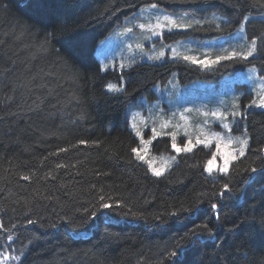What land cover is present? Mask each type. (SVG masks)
Instances as JSON below:
<instances>
[{
	"label": "trees",
	"instance_id": "1",
	"mask_svg": "<svg viewBox=\"0 0 264 264\" xmlns=\"http://www.w3.org/2000/svg\"><path fill=\"white\" fill-rule=\"evenodd\" d=\"M146 3L200 17L165 34L172 40L229 35L250 15L256 54L212 68L167 58L102 71L99 39ZM262 14L264 0H0V261L264 264V108L242 113L247 151L213 175V147L200 144L153 175L132 152L128 119L174 71L182 83L249 66L264 74ZM166 138L153 149L172 153Z\"/></svg>",
	"mask_w": 264,
	"mask_h": 264
},
{
	"label": "rangeland",
	"instance_id": "2",
	"mask_svg": "<svg viewBox=\"0 0 264 264\" xmlns=\"http://www.w3.org/2000/svg\"><path fill=\"white\" fill-rule=\"evenodd\" d=\"M152 4L155 3L141 5L99 39L96 45V56L102 71L115 67L122 69L140 61L161 62L167 58L185 60V56L195 58L196 64L202 68H212L222 61L211 63L217 60L218 56H227L233 51H246L251 42L245 31V20L241 23L244 25L243 32L240 31V24L229 35L201 39L186 37L172 40L171 36L165 38L167 33L189 27H170L166 22H163L164 16H171L178 23L191 26L199 23L200 17L188 11H166L157 4L156 8H152L150 7ZM248 17L251 16L248 15ZM257 17H264V14L257 15ZM158 20L165 26L156 28ZM141 24L145 27L140 28ZM125 28H131L132 31L126 33ZM137 45H141V47L138 48ZM160 52L164 53L160 59L150 60L148 58L158 55ZM185 61L193 63L191 60ZM201 61L204 62L203 65L200 63ZM110 83L119 89L124 86L123 80L121 82L109 81L107 85ZM261 87H264V74H259L258 69L254 66L237 70L217 81L199 78L182 83L177 72H172L163 84L158 83L154 86V98L142 97L138 104L128 111L130 126L138 138L136 148L139 150V154L144 157L141 161L146 163L149 170L151 164L154 168H163L162 173L167 171L176 161L177 154L181 153L172 146L173 136H175V142L179 148H183L189 140L195 147L198 145L196 141L199 139L206 142L200 145L213 147L212 153L217 151V136L224 143L231 138L233 143L228 148L222 146L220 152L233 153L240 157L238 151H234L239 148V144L235 143V138H244L246 135L249 146V134L246 125L241 124V115L250 108H258L252 101L258 100ZM234 104L238 106L241 113L235 117L231 115L234 111ZM214 112L225 115L217 118L212 115ZM224 124L229 127L225 128ZM137 132L140 133L139 136ZM163 136L167 137V141H164L162 148L168 142L172 153L153 149L154 141ZM209 159H212V154ZM222 164L223 159L218 154L217 159L213 161V172L210 175L219 172L216 168Z\"/></svg>",
	"mask_w": 264,
	"mask_h": 264
},
{
	"label": "snow or ice",
	"instance_id": "3",
	"mask_svg": "<svg viewBox=\"0 0 264 264\" xmlns=\"http://www.w3.org/2000/svg\"><path fill=\"white\" fill-rule=\"evenodd\" d=\"M150 7L156 8L157 5L156 4H152ZM248 19H249L248 16L244 17L245 21H247ZM163 22H166L168 26L175 27V28L191 27L190 24L189 25L180 24L173 17L167 16V15L163 17ZM164 26H165L164 23H162V22H160L158 20V22H157L155 27L156 28H162ZM139 27L140 28H144L145 26L143 24H141V25H139ZM124 31L126 33L127 32H131L132 29L131 28H125ZM240 31L241 32L244 31V25L243 24H241ZM154 34H155V32H154ZM137 47L139 48V47H141V45H137ZM256 51H257V39L256 38H252L250 44L247 46V50L246 51H243V52H241V51H233V52H230L227 56H218L217 60L212 61L211 63H217L219 60H224V59H232L233 57H239V58H242L244 60H247L249 57H252L254 55V53H256ZM163 56H164V53L160 52L158 55L149 56L148 58L150 60L151 59H160ZM184 59L185 60H191L193 63H197L196 59L193 58V57L185 56ZM200 63L202 65L204 64L203 61H201ZM122 67H123V65H122ZM107 87H108V89L110 91H119V90H121L116 85L111 84V83L108 84ZM252 103L254 105H256L257 107L264 108V87H261V89L259 90L258 100H253ZM233 108H234V111L231 113V115L233 117L239 116L241 113L239 112L238 106L234 104ZM212 115L214 117L220 118V117H223L225 114L219 113V112H214V113H212ZM223 126L225 128L229 127L227 124H224ZM133 127H135V125H133ZM153 131L155 132V130H153ZM137 135L139 136L140 133L137 132ZM80 143H85V142L81 141ZM149 143H150V141H149ZM196 143L197 144H201V143H206V142L203 141V140L197 139ZM232 143H233V140L231 138H229L228 141L226 143H224L220 137H218V136L216 137V148H217V151L212 153V159H209L207 164L205 165V169L204 170L206 172H208L209 174H211L213 172V161L217 159L218 154H219V157L221 159H223V164L219 165L216 168V170L221 172V173H227L228 172L229 163L231 162V160H235L238 157H237V155H235L233 153L220 152V149H221L222 146L224 148H228V146L230 144H232ZM235 143L239 144V148H238V150H234V151H238L239 156H243L245 154V149L248 147V139H247L246 135H245L244 138L236 137L235 138ZM172 146L177 152H190V151H192V148L194 147V145L192 144L191 140H189L187 143H185L183 148L177 147L176 142H175V136H173V144H172ZM61 151H65V149H61ZM132 152L137 154V159H140V160L144 159V157L139 154V150L137 148H133ZM173 159H175V158L173 157ZM57 167H62V165H57ZM149 168L152 171L153 175H155V176H160L162 174V172L164 171L163 168H154V167L151 166V164L149 165ZM252 171L255 172L256 169L253 168ZM23 178L24 179H28L29 177L25 176ZM223 190L224 191H228L229 190V185L228 184H224ZM101 199H103V198H101ZM101 207L106 208V207H109V205L101 204ZM217 207H218L217 204H215V203L212 204V208L214 210L217 209ZM93 215H95V213H93ZM173 215H175V213H173ZM28 223L31 224V223H34V221L30 220V221H28ZM0 227H2V226H0ZM8 239L11 240L12 237L9 235ZM173 255H175V253H173ZM9 259L18 260L19 257L18 256L9 257L7 255L3 256V261H7ZM3 261H0V264H3Z\"/></svg>",
	"mask_w": 264,
	"mask_h": 264
}]
</instances>
